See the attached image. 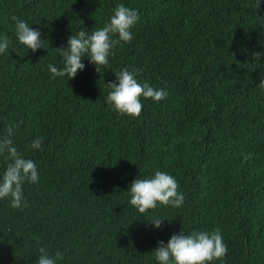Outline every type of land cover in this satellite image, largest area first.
<instances>
[{
  "label": "trees",
  "instance_id": "1",
  "mask_svg": "<svg viewBox=\"0 0 264 264\" xmlns=\"http://www.w3.org/2000/svg\"><path fill=\"white\" fill-rule=\"evenodd\" d=\"M120 4L138 12L132 40L99 73L82 57L74 79L53 78L48 66L63 68L55 49L101 29ZM256 4L0 0V37L10 41L0 54V135L22 121L13 142L40 177L23 185L27 207L0 200V264H37L41 247L62 253L56 264H158V242L216 229L228 251L212 264H264V0ZM12 16L41 33V49L19 43ZM125 67L168 93L141 98L137 119L106 103ZM8 163L0 155V175ZM156 171L176 179L184 202L141 215L130 184ZM153 217L164 220L159 229Z\"/></svg>",
  "mask_w": 264,
  "mask_h": 264
},
{
  "label": "clouds",
  "instance_id": "2",
  "mask_svg": "<svg viewBox=\"0 0 264 264\" xmlns=\"http://www.w3.org/2000/svg\"><path fill=\"white\" fill-rule=\"evenodd\" d=\"M259 4L260 0H257V9ZM11 19L15 21L16 37L20 44L33 53L42 48L43 39L38 30L31 28L26 21L16 16H12ZM138 20L136 10L120 4L115 8L110 22L101 29L93 31L90 35L84 30L72 35L67 41L66 48L55 49L63 57V68L58 69L54 65H49L52 77L67 76L68 80L74 79L85 67L82 57H87L99 73L101 67L108 65L109 56L114 54L112 50L117 45H124L132 40L131 29ZM9 43L6 36L0 37V54L5 53ZM261 55L262 53L256 52L252 59L259 62ZM140 71L135 68L129 71L125 67L115 75L114 82L107 84L110 91L106 103L119 116L137 119L143 109L141 98L158 103L168 95L163 88H155L147 82L139 83L136 77ZM258 87L264 91V77L261 78ZM20 123L22 121L9 124L0 135V155L9 161L0 175V200L9 199L13 209L27 207L23 198V185L36 184L40 179L35 162L24 158L14 145L13 136L18 131ZM42 143V138L37 137L29 148L39 150ZM251 158V153L245 157V159ZM178 187V182L173 176L161 171H156L151 178H136L130 184V205L141 215L156 209L158 205L179 208L185 197L178 191ZM163 222L161 218L153 217L150 224L159 229ZM227 251L220 230L216 229L211 233L193 231L190 235H185L181 231L172 235L166 245L162 241L158 242L153 253L158 264H212L213 261H222ZM39 253L37 264H56L57 260L63 258L60 252L50 256L44 247L39 249Z\"/></svg>",
  "mask_w": 264,
  "mask_h": 264
}]
</instances>
